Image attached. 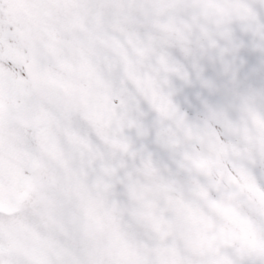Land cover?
Returning a JSON list of instances; mask_svg holds the SVG:
<instances>
[{
	"label": "rangeland",
	"instance_id": "1",
	"mask_svg": "<svg viewBox=\"0 0 264 264\" xmlns=\"http://www.w3.org/2000/svg\"><path fill=\"white\" fill-rule=\"evenodd\" d=\"M26 254L264 264V0H0V264Z\"/></svg>",
	"mask_w": 264,
	"mask_h": 264
},
{
	"label": "water",
	"instance_id": "2",
	"mask_svg": "<svg viewBox=\"0 0 264 264\" xmlns=\"http://www.w3.org/2000/svg\"><path fill=\"white\" fill-rule=\"evenodd\" d=\"M13 19L17 24H21L22 17L18 10L13 12ZM26 44L30 55V63L26 69L27 76L38 101L41 104L54 107L57 117L63 119L66 115L74 112L73 107L66 100L63 89L48 76L44 56L30 42L27 41Z\"/></svg>",
	"mask_w": 264,
	"mask_h": 264
}]
</instances>
